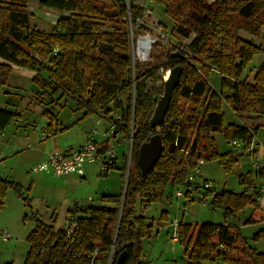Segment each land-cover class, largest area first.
Wrapping results in <instances>:
<instances>
[{
	"label": "trees",
	"instance_id": "obj_1",
	"mask_svg": "<svg viewBox=\"0 0 264 264\" xmlns=\"http://www.w3.org/2000/svg\"><path fill=\"white\" fill-rule=\"evenodd\" d=\"M28 4V0H0V91L13 72L26 76L39 89L36 99L40 103L60 105L63 98L71 100L83 117L101 116L115 132L131 138L132 151L124 192L102 195L98 206L70 210L71 217L78 213L71 236L34 213L24 216L35 225L25 238L29 248L22 264H106L112 247L111 264L122 251L127 253L122 264H147L142 241L153 233V224L147 223L142 212L150 203L170 197L169 190L183 185L199 160L203 164L218 162L230 173L258 133L259 125L246 123L264 124V62L255 68L251 79L244 74L253 56L264 54V47L239 36L242 26L237 21L247 22L245 29L252 34L264 27V0H212L210 4L185 0L181 9L173 7L174 0H157L173 23L170 34L177 41L173 50L180 57H172L171 52L159 54L143 67L132 63L129 39L130 25L134 35L148 31L143 25L142 0H39L41 8L67 14L58 17L50 32L31 23ZM187 10L196 17L190 18ZM191 33L194 37L190 39ZM177 65L182 73L164 123L152 128L150 118L163 93V87L157 86L160 69ZM211 72L219 75L218 90L208 81ZM123 94H127L125 106L120 100ZM223 103L242 123L224 124ZM41 115L47 119L45 138L68 129L58 124L52 112L43 109ZM19 118L20 114L7 106L0 107V131ZM156 133L161 137V154L153 168L141 176L138 147ZM215 133L229 145L240 140L243 150L219 153ZM237 182L238 191L207 190L213 194V209L222 212V223L178 224L179 244L189 264H215L218 260L264 264V251L249 244V240L264 242V229L248 238L235 224L248 207L252 211L242 225L264 223V210L253 198L254 179L248 172L238 175ZM199 188L194 185L192 192ZM7 191L30 208L31 198L24 196L21 185L0 177V211ZM137 206L142 209L139 213Z\"/></svg>",
	"mask_w": 264,
	"mask_h": 264
},
{
	"label": "rangeland",
	"instance_id": "obj_2",
	"mask_svg": "<svg viewBox=\"0 0 264 264\" xmlns=\"http://www.w3.org/2000/svg\"><path fill=\"white\" fill-rule=\"evenodd\" d=\"M39 0H28L29 4V12L31 14V23L36 26L40 31L50 32L55 25L58 17L62 14L59 11H54L50 9L41 8L38 4ZM141 2V0H138ZM185 0H174L173 7L175 9L182 8L183 6H179L183 4ZM144 8L149 7L150 13L149 16L143 13V25L147 28L148 22L150 26L154 22H158L161 26L164 25L166 28V24L169 25V28H166L164 31V36H166L163 40H158L153 46L151 51V61L155 59V57L159 54H167L168 52L176 53L177 50H173L175 48V43L177 42L175 37L170 34V27L173 26L171 20L167 19L164 13L162 12L161 5L157 4V0H142ZM212 0H207V3L210 4ZM188 11V10H187ZM188 16L190 18H195L196 14L193 11H188ZM151 21V22H150ZM238 25L242 26L241 29L238 30V35L251 40L256 45H261L264 47V27L258 29V31L252 34L249 30H246L247 22L243 20H239ZM261 21H264V16H261ZM142 24V23H141ZM254 26L252 25L251 28ZM149 30V28H148ZM152 28H150V31ZM145 33V31L140 34ZM139 34V33H138ZM147 34V33H146ZM152 37L155 34L152 31L149 33ZM136 38L138 35H134ZM194 37V33L190 34V39ZM129 39L131 42V35L129 34ZM187 43L189 42L186 41ZM185 42V43H186ZM184 43V44H185ZM156 47V48H155ZM155 48V49H154ZM164 57V56H163ZM264 62V54L259 53L253 56L252 62L245 70L244 74L251 79L253 71L255 68L261 63ZM148 63V64H149ZM144 66V65H140ZM255 72V71H254ZM248 73V74H247ZM208 81L212 85V87L216 90L219 89V75L215 72H211L208 78ZM18 89H15V88ZM9 89V90H7ZM8 91V92H3ZM15 92V95L13 94ZM37 92L40 93L39 89L30 81L26 76L20 75L16 72H13L10 75L8 85L6 84L1 88L0 91V101H9L16 102L20 105L19 111L22 112L24 109V115L26 122L21 124V126H25L28 124V129L30 132L41 133L44 131V128L47 124V119L41 115L43 109H46L53 114L56 115L58 124L61 126H68L71 119H74L73 122H77V125L72 127L69 131L63 134L64 138L69 136H73L74 140H78L75 138L78 136V133H84L86 128H89V124L95 125V121L97 117H94L93 120H79L77 118L81 116L79 111L75 110V104L69 99H61L59 104H45L46 101L39 102L37 100ZM16 98V99H15ZM17 98H20L18 100ZM120 100L122 101V105L125 106L127 104V94H123L120 96ZM38 101V103H36ZM222 111L224 113V124L236 123L240 124L238 118H236L229 107L223 103ZM104 122V121H103ZM257 124L259 125L257 136L254 139V145L256 150H258L257 156H251L248 152L244 151V154L240 157L238 164L234 167V169L230 173H225L223 168L219 165L218 162H206L204 165L199 167L200 174L197 175L195 183L197 182L200 186L202 182H209L211 184V189L214 188L215 193L221 192L223 189L229 191H238L239 185L237 182L238 175H244L245 173H251L252 178L254 179L255 185L258 184L261 180L260 178H255L254 171L256 169V163L264 160V124H260V122L248 121L246 124ZM17 124H15L16 126ZM96 129L99 133L100 126H92V128ZM216 143L218 145L219 153L223 154L227 151L236 152V147L229 145L225 142L223 136L219 133L213 134ZM21 137V136H20ZM98 137V136H97ZM6 138H11V133L6 132ZM22 139V137H21ZM125 144L121 145L118 148V163L117 168L115 170H110V172L104 176L103 174H99L97 169L98 165L95 163H91L86 166V173L83 180H80V184L73 190L72 199H81V201L87 206H98L100 205L99 198L101 195H114V194H122L124 192V185L126 183V176L122 177V170H118L120 168L122 161L119 158V154L121 152H125L127 157L128 154V138ZM116 146V143H115ZM261 159V160H260ZM123 160V159H122ZM122 166V165H121ZM195 171V170H194ZM191 171L190 174L194 173ZM126 173V169H125ZM180 189L179 186H176L169 190L171 194L170 197H165L161 202H153L142 212V215L147 219L149 223L153 224L154 228L157 229L158 225L166 226L158 231V235H152L151 237L143 239L142 242V253L143 259L147 262V264H189V260L187 256L184 255L183 248L180 244H172L170 240H168L169 231L171 224L170 222L178 221L186 222V223H222L224 221L223 215L220 209H213L210 204L212 199V192H207L202 187L198 189L196 193H191L190 197L187 199L180 197L176 198L174 193L175 190ZM14 195L12 192H9L7 198L5 200L7 210L5 214H10V223L8 227L12 233V239L6 243L0 242V250H2V254H0V264H6L12 262L13 264H22V260L24 255L18 253L17 249H13V242H21L24 240L23 236L27 233L28 229H30V221L27 219L23 224L21 218L16 217V215H21V209L16 205H11L10 200H14ZM189 200V201H188ZM77 201V200H76ZM186 202V203H185ZM185 204V205H184ZM22 205H20L21 207ZM23 212L27 213L28 210L22 206ZM140 206H137V212H141ZM35 209V208H33ZM251 208L248 207L244 212L240 213L235 221V224L238 225L241 229L243 236L250 238L253 234L258 231L264 229V223H257L253 225H242L243 221L248 217ZM39 213H43L44 211L39 210ZM163 211L167 212L166 219L162 218L161 214ZM252 211V210H251ZM165 214V213H164ZM169 220V223L165 221ZM29 221V222H28ZM63 222V218L59 216L57 225H61ZM167 231V234H166ZM172 231V230H171ZM170 231V236H171ZM169 236V239H170ZM250 246L254 247L257 251H264V242L253 243L249 240ZM202 264H209L204 262ZM220 264H224L220 262Z\"/></svg>",
	"mask_w": 264,
	"mask_h": 264
},
{
	"label": "crops",
	"instance_id": "obj_3",
	"mask_svg": "<svg viewBox=\"0 0 264 264\" xmlns=\"http://www.w3.org/2000/svg\"><path fill=\"white\" fill-rule=\"evenodd\" d=\"M15 89L18 88L16 87ZM3 92H8V91H3ZM13 94L15 95V92ZM17 99L20 100V98ZM36 103H38V101ZM6 106L7 109L19 113L20 118L12 120L10 124L4 130L1 131L3 134V138L2 141L0 142V177L19 183L23 189L24 196H28L31 198V205L30 208H26L24 203L20 199H18L12 191H7L5 200L7 198L8 193L12 192L15 198L14 200H10L11 205H16L17 209L18 208L21 209V213H20L21 215H16V217L21 218L23 224H25L24 222L26 221L23 219L24 216H30L31 213H34L38 216V218H40L42 221L46 223L54 222L55 228L65 229V227L68 224V219L69 217H71V215H69V211L72 210L74 207L87 206L81 201V199H76L77 201L75 199H72L73 196L72 195L70 196V194L71 193L73 194V190H75L76 187H78V185L80 184V180L84 179L86 173V166L89 164L85 165L84 174L81 177L76 175L54 176L49 171L34 172L32 171V168L36 164L45 160L48 154L52 152L71 153L77 151L83 144L89 141L100 142V143L106 142V138H107L106 132L110 129L111 124L101 116L92 115L89 117H83V113L80 112L81 116L77 118V121L86 120V119L93 120L94 117H97V120L95 121L96 123L95 125L89 124V128H86L84 133L82 132L78 133V136L75 137L78 138V140H74L73 136H69L67 138H64L63 136L64 133H66L72 127L77 125V122H73L74 119H71V121L68 123L70 125L62 126V127H68V129H66L64 132L43 139L42 137L46 136L45 128L43 132L41 131V133H36V132H30L29 130H25L28 129L29 127L28 124H26L25 126H21V124H24V122H26L24 110H29V109H24L22 112H20L18 110L20 105L18 103L12 102L11 100H9L8 102L0 101L1 108H4ZM15 124L17 125L15 126ZM92 126H100L101 128L99 129L100 130L99 133L96 131L95 127L92 128ZM8 131L11 133L12 139L6 138V132ZM93 132L96 133L93 134ZM115 135L117 142L115 146L116 154L114 156V161H115L114 168H110L106 171H101L100 164L94 162L95 164L98 165L97 169L99 171V174H103L104 176H106L110 172V170H115L117 168L118 148L121 145L125 144V142L127 141V139H125V137L121 133L116 132ZM20 136L22 137V139ZM257 151L258 150H256V147L253 142V144L251 145V150L250 151L247 150L245 152H248V154H250L251 156H257L258 155ZM119 158L122 161L121 163L122 166L120 165L119 166L120 168H118V170H122V168L125 167V162H126L125 152H121L119 154ZM257 163H261L262 167L255 166L256 167L254 171L255 178H260L261 180H264V160H261ZM262 185H264V181H259L258 184L255 185V191L257 192L258 187ZM192 193H196V192H192ZM256 195L257 194L255 193L253 197L254 199ZM256 202L258 203L260 209L264 210V194H261L260 200ZM20 205H22L28 210V214L22 213L24 208H22V206L20 207ZM6 210H7V206L5 203L4 208L0 211V227L12 233L8 228L10 227L9 226L11 220L10 214L6 215L5 214ZM39 210L44 212L39 213L40 212ZM251 210L249 214L251 213ZM163 212H165V214L163 216L161 215V217L162 218L165 217L166 219L167 212L166 211ZM76 215L78 216V213L75 214L74 216ZM59 216L63 218V222L61 223V225H57ZM165 222L169 223V220H166ZM174 222H170L171 224H169L171 230H172V224ZM29 223L31 224L30 229H28L27 233L23 236L24 240L21 242L12 243L14 246L13 249L14 250L17 249L18 253L24 256L29 248V245L28 243H26L25 238L27 234L34 228L35 225V223L31 221ZM147 223L149 222L147 221ZM179 223L180 221H178L177 224ZM160 224L158 225L157 229L154 228V231L151 234V236L158 235L159 233L158 231H161V229L163 230V228L166 227L163 225L161 226ZM170 231H169V236H170ZM169 236H168V240H169ZM177 244H179V241ZM2 252L3 251L0 250V254H2ZM220 262L221 261L218 260L215 264H220Z\"/></svg>",
	"mask_w": 264,
	"mask_h": 264
},
{
	"label": "built area",
	"instance_id": "obj_4",
	"mask_svg": "<svg viewBox=\"0 0 264 264\" xmlns=\"http://www.w3.org/2000/svg\"><path fill=\"white\" fill-rule=\"evenodd\" d=\"M144 13L149 16L150 8L146 7ZM151 22V21H150ZM149 30L143 34H139L137 38L133 34L132 27L130 25L129 34L131 35V42H130V55L133 64L145 65L151 61V51L152 46L158 41L163 40L166 36H164V31L162 26L156 21L151 24L148 22L147 24ZM150 28H152V33L155 34L154 37L149 34ZM147 33V34H146ZM145 38H149L150 42L146 43ZM162 72L161 81L157 84V86L163 87V82L167 79L170 69L163 70L160 69ZM116 118H119L118 116ZM96 132H93L95 134ZM115 129L113 126L106 132V142H86L83 144L77 151L71 153H64V152H52L48 154L47 158L42 162L33 166L32 171L40 172V171H49L54 176H68V175H76V176H83L84 174V167L86 164L90 163H99L100 170L106 171L110 165H114V156L115 152V143L117 142ZM3 134L0 131V142L2 141ZM45 138L44 136L42 137ZM129 146H128V154L126 157L125 168H126V178L129 171L130 163H131V151H132V141L131 138L128 139ZM232 146L236 147V151H242L243 146L240 140H234L231 144ZM251 150V147L248 149ZM198 166L193 169L194 173L188 175L185 179L183 185L179 186L180 189L175 190V197L185 198L187 193L191 194L193 191V186L198 184L195 183L197 175L200 174L199 167L203 165L202 161H198ZM257 167H262L261 163H256ZM199 185V184H198ZM200 186V185H199ZM204 190L211 189V184L209 182H202L201 186ZM255 200H260V195L264 194V185L259 186L256 192ZM77 228V221L75 216L69 217L68 224L65 227L66 236H71ZM12 239L11 234L8 230L3 229L0 227V242L6 243ZM170 242L172 244H177L179 241L178 237V224L174 222L172 224V231L170 236ZM113 247L111 248V253L108 258L106 264H111L113 259ZM102 264V263H97Z\"/></svg>",
	"mask_w": 264,
	"mask_h": 264
},
{
	"label": "water",
	"instance_id": "obj_5",
	"mask_svg": "<svg viewBox=\"0 0 264 264\" xmlns=\"http://www.w3.org/2000/svg\"><path fill=\"white\" fill-rule=\"evenodd\" d=\"M172 57H180L179 53ZM182 67L177 65L170 69L167 79L163 82V93L158 99L150 118L152 128H160L164 123L165 114L169 109V103L174 89L179 83ZM162 150L161 137L158 133L152 135L147 142L142 143L137 150V165L141 176L146 175L158 160ZM126 181V180H125ZM125 190V185H124ZM127 258V253L122 251L118 254L115 264H122Z\"/></svg>",
	"mask_w": 264,
	"mask_h": 264
},
{
	"label": "bare ground",
	"instance_id": "obj_6",
	"mask_svg": "<svg viewBox=\"0 0 264 264\" xmlns=\"http://www.w3.org/2000/svg\"><path fill=\"white\" fill-rule=\"evenodd\" d=\"M145 42L149 43L150 42L149 38H145Z\"/></svg>",
	"mask_w": 264,
	"mask_h": 264
}]
</instances>
